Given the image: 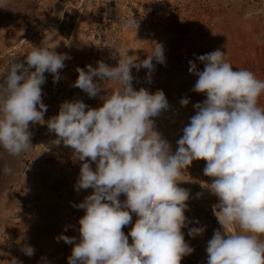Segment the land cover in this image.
Returning <instances> with one entry per match:
<instances>
[{
    "label": "clouds",
    "instance_id": "clouds-1",
    "mask_svg": "<svg viewBox=\"0 0 264 264\" xmlns=\"http://www.w3.org/2000/svg\"><path fill=\"white\" fill-rule=\"evenodd\" d=\"M136 23L131 19L122 27ZM154 45L143 61L119 54L116 67L98 61V67L88 65L87 71L77 68L73 87L90 98L102 91L94 77L118 87L98 109L66 101L46 122L57 136L54 144L71 148L83 162L77 190L93 189L78 205L85 210L79 220V242L75 237L57 238L75 245L68 264H181L194 249L182 232L188 224L190 193L179 185L193 161L201 160L206 161L204 174L212 178L208 189L219 201L213 212L223 228L208 241L207 264H264V242L258 239L264 236V108L258 106L264 80L246 69L234 71L227 53L219 49L197 57L203 70L189 61V72L197 77L193 90L207 99L194 105L195 114L173 150L153 119L169 109L164 92L133 88V68L151 73L153 60L165 63L163 45ZM111 49L115 58L119 51ZM69 58L48 47H33L26 55L27 67L10 65L0 83V148L10 156L33 148L30 122L45 123L47 112L42 101L44 74H53L58 82ZM188 103L181 100L184 106ZM2 171L7 175L12 169L4 165ZM132 214L137 219L125 235L122 229L132 224ZM232 229L237 231L229 234ZM204 231L193 227L189 235L195 238ZM22 251L34 255L30 245ZM6 264L20 262L13 258Z\"/></svg>",
    "mask_w": 264,
    "mask_h": 264
},
{
    "label": "rangeland",
    "instance_id": "rangeland-1",
    "mask_svg": "<svg viewBox=\"0 0 264 264\" xmlns=\"http://www.w3.org/2000/svg\"><path fill=\"white\" fill-rule=\"evenodd\" d=\"M117 1L0 0V83L12 63L27 67L26 55L33 47H48L70 57L59 72L58 82L53 74H44L42 101L47 112L45 123L30 122L33 148L19 157L0 148V264L13 258L20 264H68L75 245L57 238L64 235L79 242V220L85 210L78 205L93 194V189L77 190L83 162L74 157L71 148L54 144L57 136L49 132L46 122L59 114L66 101H82L90 109L102 107L103 98L118 85L94 77L102 91L90 98L73 87L77 68L87 71L88 65L98 67V61L116 67L119 54L143 61L154 44H162L165 63L153 60L151 73L133 68V88H144L151 94L164 92L169 109L153 119L156 130L173 150L195 114L194 105L207 99L193 90L197 77L189 72V61L203 70L197 57L219 49L227 53L234 71L246 69L264 80V0H125L128 5ZM131 19L137 23L123 28ZM113 47L119 51L115 58ZM182 99L189 101L187 106L181 104ZM258 106L264 108V95ZM4 165L12 169L11 174L3 173ZM91 166L96 169L95 163ZM205 166L206 161H193L179 185L190 193L185 213L188 224L182 232L194 249L181 264H207L208 241L215 231L223 232L213 212L219 201L208 189L212 178L204 174ZM125 199L122 194L120 200ZM132 215V224L122 229L125 235L136 222ZM193 227H204L205 231L193 238L189 235ZM258 239L264 242V236ZM26 245L34 248L33 256L22 251Z\"/></svg>",
    "mask_w": 264,
    "mask_h": 264
},
{
    "label": "built area",
    "instance_id": "built-area-1",
    "mask_svg": "<svg viewBox=\"0 0 264 264\" xmlns=\"http://www.w3.org/2000/svg\"><path fill=\"white\" fill-rule=\"evenodd\" d=\"M117 0H115V3H116ZM110 2V0H106V3ZM118 3H120V1H117ZM122 3H124L125 5H128L129 2L125 1V0H122Z\"/></svg>",
    "mask_w": 264,
    "mask_h": 264
}]
</instances>
